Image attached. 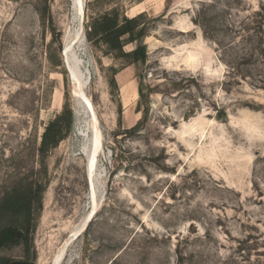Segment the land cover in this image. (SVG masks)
Returning <instances> with one entry per match:
<instances>
[{"label": "rangeland", "instance_id": "1", "mask_svg": "<svg viewBox=\"0 0 264 264\" xmlns=\"http://www.w3.org/2000/svg\"><path fill=\"white\" fill-rule=\"evenodd\" d=\"M83 4L79 20L72 0H0V202L29 197L34 264H264V0ZM139 15L121 50L89 37ZM64 110V138L40 152Z\"/></svg>", "mask_w": 264, "mask_h": 264}, {"label": "trees", "instance_id": "2", "mask_svg": "<svg viewBox=\"0 0 264 264\" xmlns=\"http://www.w3.org/2000/svg\"><path fill=\"white\" fill-rule=\"evenodd\" d=\"M140 16L132 19L124 18L123 25H119L116 19L104 16L91 26L89 37H92V35L97 36L98 34L102 36L105 43H109L113 48L121 50V38L129 35L131 41H134L141 36V33L135 31L138 28L136 24ZM139 54L140 50L136 49L127 55L132 57V62L129 65L139 59ZM114 84L116 85L115 81ZM70 122L71 114L68 110H64V112L57 115L45 127L41 139L40 152L44 153L54 148L64 138V132L69 129ZM30 204L31 201L27 195L23 197L21 195L19 197L10 195L0 202V220L4 218L3 221H0V250L17 246H22L24 249L23 259L0 257V264H34L35 249L30 237L32 230Z\"/></svg>", "mask_w": 264, "mask_h": 264}, {"label": "bare ground", "instance_id": "3", "mask_svg": "<svg viewBox=\"0 0 264 264\" xmlns=\"http://www.w3.org/2000/svg\"><path fill=\"white\" fill-rule=\"evenodd\" d=\"M83 1L84 0H72V4H73V6L75 5L76 6V8H78V5H79V12H76L75 11V8H74V10L73 11H75L76 12V14H74L75 16H77L78 18H79V20H82V15H83V13L81 12V10H82V8H84V4H83ZM78 3V4H77ZM75 21H76V18H75ZM79 23H81V22H79ZM80 25V24H79ZM81 27V26H80ZM77 29V28H76ZM79 32H75V36H74V38L71 40V42H70V44H72V42L73 41H75V38L77 39L76 40V42L77 43H80V45L82 44V43H84L83 42V35L81 34L80 36H79ZM73 45V44H72ZM79 45V44H78ZM79 45V46H80ZM66 48V47H65ZM79 48V47H78ZM84 50V49H83ZM79 51H80V49H79ZM64 53H65V58L67 59V62H68V64H69V72L71 73V80L73 81V83H75V84H77V85H79L81 88H85L87 85H88V83H89V76H90V74H89V72H88V70L86 69V67H85V64H84V62H83V57H76V55H74L73 53H71L70 51H69V46L67 45V48H66V50L64 51ZM77 87V86H76ZM125 89H131L132 87H134V85L132 84V83H129V84H125V86H123ZM123 90V89H122ZM133 95V94H132ZM74 97L75 98H77L79 101H80V103H81V105L83 106V108H84V110H86V112H87V114L90 116V117H92V119H93V122L95 123V125H96V118H95V112H94V110H93V108H92V106H91V104H90V102H89V100H87V99H85V100H83V98L82 99H80L79 97L80 96H78V95H74ZM60 100V99H59ZM78 109V108H77ZM81 112V111H80ZM98 126V125H97ZM96 127V126H95ZM96 129V128H95ZM96 131H98L97 129H96ZM99 132V131H98ZM85 142V141H84ZM100 143V142H99ZM95 147H96V145H95V143H94V145H92L91 146V148H92V150H91V152L93 151L94 152V150H98L97 149V147H96V149H95ZM91 152H88L87 153V159H88V161H87V167H88V173L90 174V172H91V170H92V164H93V161H94V157H92V153ZM96 154H97V152H96ZM92 165V166H91ZM94 179V178H93ZM94 210V209H93ZM91 211L90 213H89V216H87V220L89 221L91 218H92V216H93V212L94 211ZM87 220H85L86 222H87ZM92 220V219H91ZM83 227V226H82ZM60 260H61V258H60ZM59 260V261H60ZM59 261L57 262V264H59Z\"/></svg>", "mask_w": 264, "mask_h": 264}, {"label": "water", "instance_id": "4", "mask_svg": "<svg viewBox=\"0 0 264 264\" xmlns=\"http://www.w3.org/2000/svg\"><path fill=\"white\" fill-rule=\"evenodd\" d=\"M80 1V0H79ZM78 4V3H77ZM75 8V11L76 12H79V5H78V8H76V6L74 5L73 6V9ZM81 12L84 14V8H82V10H81ZM65 51V50H64ZM63 56H64V59H65V64H66V67H67V69H68V72H69V64H68V62H67V59L65 58V53L63 52ZM69 74H70V78H71V73L69 72ZM89 81H90V76H89ZM84 151H85V153L87 152V150L86 149H84ZM88 152H91V151H88ZM87 152V153H88ZM91 153H93V152H91ZM94 156V154H92V157Z\"/></svg>", "mask_w": 264, "mask_h": 264}, {"label": "crops", "instance_id": "5", "mask_svg": "<svg viewBox=\"0 0 264 264\" xmlns=\"http://www.w3.org/2000/svg\"><path fill=\"white\" fill-rule=\"evenodd\" d=\"M120 74H125V73H121V72H119L117 75H116V82L118 83L119 82V84H120V86H121V89H122V87L123 86H125V84H129V83H132L133 85H134V83L132 82V80H127V81H123L122 80V76H119ZM125 76H127L126 74H125ZM117 78H118V81H117ZM118 84V85H119Z\"/></svg>", "mask_w": 264, "mask_h": 264}]
</instances>
